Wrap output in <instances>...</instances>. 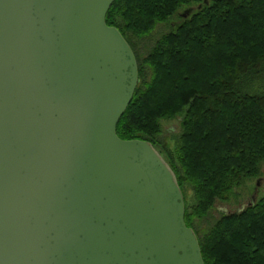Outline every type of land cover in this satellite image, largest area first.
I'll use <instances>...</instances> for the list:
<instances>
[{
	"label": "water",
	"instance_id": "water-1",
	"mask_svg": "<svg viewBox=\"0 0 264 264\" xmlns=\"http://www.w3.org/2000/svg\"><path fill=\"white\" fill-rule=\"evenodd\" d=\"M115 1L0 0V264H205L168 162L117 135L139 71Z\"/></svg>",
	"mask_w": 264,
	"mask_h": 264
},
{
	"label": "trees",
	"instance_id": "trees-1",
	"mask_svg": "<svg viewBox=\"0 0 264 264\" xmlns=\"http://www.w3.org/2000/svg\"><path fill=\"white\" fill-rule=\"evenodd\" d=\"M196 6L171 24L178 11ZM106 23L128 42L139 71L118 137L151 142L168 162L205 264H264V197L222 214L203 235L196 228L262 174L264 93L250 87L264 80V0H116ZM162 24L168 32L141 55L137 42ZM177 118L175 147H165L162 121Z\"/></svg>",
	"mask_w": 264,
	"mask_h": 264
},
{
	"label": "rangeland",
	"instance_id": "rangeland-1",
	"mask_svg": "<svg viewBox=\"0 0 264 264\" xmlns=\"http://www.w3.org/2000/svg\"><path fill=\"white\" fill-rule=\"evenodd\" d=\"M194 9V12L198 8L196 7H185L178 11L177 15L171 18L170 22L173 26H176L181 23L182 14H184L189 9ZM193 12V13H194ZM182 17V18H181ZM169 27L167 24H162L157 27L155 32L145 37V39L137 42V49L141 55H146L155 41L162 36L164 33H167ZM264 79V78H263ZM250 91L255 93H264V80L255 82L250 87ZM180 119L174 120H164L162 121L163 133L160 137V141L164 144L165 147L174 148L176 143V138L179 136L181 131ZM264 197V163L262 164V174L260 177L247 181L243 186L235 188L229 202L226 203H217L215 211L212 212V215L204 221H197L196 228L200 235H203L208 231L211 224L222 214L226 213H235L247 207L253 201H258ZM192 192L189 188L187 190V200L191 201Z\"/></svg>",
	"mask_w": 264,
	"mask_h": 264
}]
</instances>
